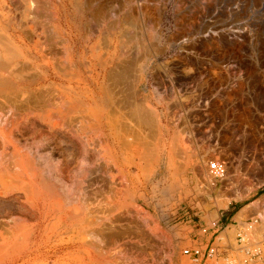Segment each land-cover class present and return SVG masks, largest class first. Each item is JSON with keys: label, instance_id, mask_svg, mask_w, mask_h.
<instances>
[{"label": "bare ground", "instance_id": "obj_1", "mask_svg": "<svg viewBox=\"0 0 264 264\" xmlns=\"http://www.w3.org/2000/svg\"><path fill=\"white\" fill-rule=\"evenodd\" d=\"M144 1L147 2L145 7L141 0H0V97L7 98L14 94L15 99L18 97L20 98L17 101L8 99L14 104L11 105L10 101H8L10 106L6 105L5 109L3 108L5 113L3 112V115L0 116V124H2V126H0V145L3 146V154H0V184L3 185V194L1 193V195L3 197H15L12 200L14 201L16 199L21 206H19L21 216L18 215L19 220H17V223L15 222V228H8V230L4 229L7 232V236L4 234L5 238H3L2 254L3 261H5L6 264H18L19 262H21L20 264H109L110 261H108V263L106 262L107 260H102L111 256V252L108 251L109 255H107L108 253L105 251L107 257H102L103 259L101 260L99 254L100 256L104 255L105 252L103 251L106 249L108 250L110 245H113L115 248L119 243L120 246L123 245L122 247L130 245L132 250L135 247V251L136 248L141 246V249H138L139 251L144 249L150 252V247H148V249L147 245H153L152 247L155 248V242L159 239H162L161 241H166L162 242V244L160 240L158 241L161 244V246L159 244L160 260H163V258L161 259L162 255H160L163 254L161 249L163 245L166 246V249H164L165 247L163 248L166 256L164 258L165 261L167 259L168 261L166 262H169L168 264H178L179 257H181L182 244L184 243L178 237V233L172 235L162 231L159 226L148 218V216L146 217L143 215V209L138 207L135 203H129L127 201V192L129 191L127 184L129 183L131 172L129 169L130 166L124 162L128 158V155L125 153L120 154V149L125 152L134 150L132 146L135 148V144L137 143L139 148L142 146L146 150L145 152L143 151L141 155L142 158L147 161V165H143L146 167L145 170L148 174H153L162 160L164 168L167 169V174L171 177L185 172L192 166L191 161L193 160L191 156L192 158L194 157V159L196 158L192 153L190 155L188 151L191 150L188 149L187 151L185 146L184 148L186 150H182L181 147L183 146L179 147L181 144H184H180L178 136L180 131L177 132V129L180 127V125H177V114L175 112L173 114L168 113L169 115L171 114V118H168V123H165V119L167 118L164 119L165 112L159 107H155L148 103L145 90L140 89V86L147 78V62L151 58L156 57L159 50L161 51V49L157 47V44L160 43L157 33L153 31L156 29L155 27L157 25L155 26L151 20H148L155 26L153 29L151 24L148 23L149 25L145 27L146 23H143V20L149 18V9L152 8V6L148 4L150 0ZM185 1L186 0L183 2ZM201 1H198V3ZM204 2L206 3L208 0H204ZM213 2L215 1L213 0ZM155 3L153 4L155 5ZM178 3L179 2H177L176 7L179 6ZM194 3L197 4V8H199V4L196 2ZM203 6L204 5H201V8ZM215 6L214 9L216 8ZM205 7H207V10L210 8L208 6ZM192 8L195 9L194 6ZM178 11L180 10L178 9ZM208 11L211 13L210 10ZM190 12L192 13V11ZM145 17L147 18L145 19ZM212 18L210 19L212 20ZM191 19L187 21H191ZM216 22L214 23L213 21L212 23L216 24ZM192 23L187 24V27L185 26L186 35L181 33L184 35L182 38H185V43H182L184 52L178 53L179 60H177V62L180 64V71L183 72L181 73L183 75L182 77L196 82L199 79V75L200 79L201 76H208V73L213 67H215V65L217 66V64H212L213 60L221 59L223 55L221 57L219 56L220 58H216L213 55L214 53L209 54V52L205 54V51H203L204 54L202 55L195 51V31ZM196 23H194V25ZM196 25V27H198V24ZM204 25L206 28L202 29L203 31L205 30L206 33H203H209L210 35V29L212 28L209 24L206 25L205 23ZM225 26L227 27V25ZM215 27H219V25ZM215 27L213 28L215 29ZM178 28L177 31L180 29ZM182 31L179 30V32ZM215 31L218 30L215 29ZM215 31L213 32L212 30V34H214ZM225 31L228 32V29ZM176 34L177 33L174 34L175 37ZM181 34L179 33L177 35L179 36ZM215 34H217V37L219 36L218 33ZM225 35L226 33H224V36ZM211 36L213 35H210V37ZM214 36V38H217L216 35ZM178 38H180V36ZM200 38L198 40L199 42ZM201 39L203 40V38ZM226 39L223 37L221 40H223L224 43ZM215 40L212 42L214 43ZM205 43L206 41L204 44ZM217 43L219 45L218 41ZM225 45L227 47L228 44ZM206 46L205 48H208V44ZM212 46L214 47V45ZM196 47L198 46L196 45ZM164 48L165 47H163V49ZM226 49L228 48H225V50ZM206 50L209 51L210 49ZM161 52H163V50ZM199 52L202 51L199 50ZM228 53L230 52H227V54ZM233 55L231 54L232 58ZM239 60H241V58H239ZM241 62L242 61L237 63L239 64ZM165 63L169 62L167 61ZM230 64L234 66V64ZM231 65L229 66L231 67ZM238 66L242 68L241 65ZM156 67H159V65ZM218 68L220 69L221 67ZM164 69L161 68L160 70L163 71ZM215 69L217 71L216 67ZM166 71L168 73L170 72L169 69ZM222 71L225 70L222 69ZM231 71L229 72L230 74H232ZM173 72H170L171 74H168V77L165 76V78L167 77L172 82L173 79H175L173 77L175 75H172ZM237 73L239 72L236 71V74ZM209 74L211 76L212 73ZM221 75L225 76V74ZM158 76L159 74L155 73V79ZM228 77L231 78V76ZM165 78H163V80L159 76V80H163V83L167 81ZM214 78L216 79V77ZM232 79H230L231 82ZM241 79L244 80L245 77ZM255 80H257V78ZM218 81L221 82L220 79ZM175 82L178 81L175 80ZM220 82L217 83L219 84ZM225 82L224 80V83ZM155 83L156 82H154V86L163 85ZM168 83L171 87L172 83ZM203 83L207 84L208 82L206 83V80H204ZM178 84L181 83L179 82ZM205 84H203L204 87ZM257 84H255V87ZM174 86H176V84ZM235 86L237 85L235 84ZM242 86L245 87V84ZM242 86H240V88ZM210 87L211 86L208 87V91ZM227 87L228 86H226V88ZM164 88L166 89L165 85ZM172 88L173 87L170 89ZM234 89L236 90V88ZM257 89L254 88L253 91ZM196 90L195 92L198 93L199 89ZM226 90L230 91L231 87L230 89L228 87ZM220 91H223V89H220ZM232 91L234 92L233 88ZM241 91L242 88L240 93H242ZM249 91L251 95L252 91ZM228 93L230 94V92ZM221 94L224 93L222 92ZM232 94L227 95L226 93L222 98L224 96H227V98L230 96L233 97ZM258 94L260 93L258 92ZM202 95L204 96V93ZM240 95L241 94H239V97ZM254 96L252 99H255ZM164 97L166 96L164 95ZM242 97L243 96H241V99ZM209 98L211 97L209 96ZM167 99H170V97H167ZM220 100L222 101V99ZM237 100H239L238 96ZM243 100L245 101L247 99L243 97ZM173 102L175 101L173 100ZM203 102L207 103V98L206 101L203 100ZM223 102H225V100H223L222 103ZM16 103H19V110L16 108ZM178 103L180 102L178 101ZM175 104L176 103H174V106ZM209 104H206V106ZM224 104L225 103L222 105L223 107L225 106ZM181 105L178 106L180 107L179 109L177 106V108H175L180 110L183 106ZM256 105L258 106V104ZM187 106L189 105L187 104ZM225 107L224 112L227 108ZM175 108L173 109L174 111L176 110ZM183 108H185V106ZM244 108L245 106H243V109ZM235 109L238 108L236 107ZM123 110L126 111L123 112ZM262 110L261 108V111ZM212 112L213 111H211V113ZM9 113H12V115L10 116ZM228 113L229 112H227V114ZM220 114L221 112L219 115ZM257 118L258 117H256V119ZM227 121L228 120L225 122ZM259 122L260 120L258 123ZM225 126L227 127V125ZM187 127V132L189 133L186 136L188 138H185L193 142L190 137L193 129L191 126ZM170 132L176 133L174 136V133L172 134L170 143H168V141L165 140V136L170 134ZM185 138L182 137L181 139L184 140ZM132 139L134 141H132ZM133 143L135 144L133 145ZM253 143L255 145V142ZM179 148H181V150ZM178 152H180L179 155L181 154V156H179V158L177 157V159H180V166L177 167L174 160L175 157L178 156V154L175 155ZM194 169H197L198 176H201L204 181L202 182L203 186L201 185L202 188H200L202 192L207 189L208 191L213 189L216 185L217 178H221L218 172L210 170L209 166L206 164V160H203V158L197 161L194 165ZM238 178L239 177L236 178L237 183L240 182ZM115 180L119 181V185L124 188L114 187L113 183ZM236 181L233 182L234 184L231 183L228 185L230 190L229 188L227 190L221 188L220 194L215 200L217 207H227L232 201L242 199L255 187V185H251L249 182H242L241 184L239 183L240 187L238 186L234 190L235 187L233 186L237 185L235 184ZM263 181L264 179L261 182L264 183ZM104 183L108 186L107 190L102 188ZM185 183L188 184L189 181L186 180ZM175 185L178 189L181 187L179 181H176ZM258 185L260 186L261 183L257 184L256 187ZM170 189L169 187L168 190ZM232 189L234 191H232ZM191 190L190 188L188 189L187 196L192 194ZM102 192L114 194L111 200L106 203L108 212L99 211L97 204L89 202L88 199L89 196ZM123 193L127 195L126 198L122 197ZM4 204H2L3 208H5ZM12 205L13 204H11V206ZM16 205L18 208V204ZM253 206H255L256 213L259 219L263 221L264 226V212H260V210L264 208V203H256ZM249 208L250 206H247L241 210L237 217L238 222L243 223L250 216L249 212H251V208ZM206 209L208 210L207 207ZM4 213H6V211ZM6 214L9 216V213ZM15 215H17V213ZM202 218L209 225L213 224L212 221L210 224L211 214L208 213ZM9 220L10 218L6 219L7 223L11 221ZM0 223L2 224V221ZM3 223V225H5V221H3ZM10 224L14 225L12 222H10ZM247 224L245 223L244 225L247 226ZM248 226L253 229L252 232L246 229V231L249 230L250 233H253L251 235L253 245L257 244V247H259L258 244L260 243L261 246V242L264 240V231L259 229L257 222L249 224ZM7 227L9 226L7 225ZM237 229L234 226L226 228L219 235L217 242L219 244L227 243V245L232 243L235 244ZM134 238H136V241H134ZM143 243L146 244L145 248L147 249L142 248ZM104 246H107V248H104ZM103 248L104 250H102ZM153 248L151 256L154 254V256H156L158 252L153 254ZM262 248L263 244L261 249ZM121 249L123 248L119 247V250H115L114 248L111 249L110 251L115 250L114 253L112 252V255H115L110 258L118 257L116 258L117 260L122 259L119 254ZM126 249H129V247ZM126 249H123L125 253H123L124 251L122 250V253L120 252L123 256L127 254ZM157 249L154 250L156 251ZM135 251L134 253L136 254L137 252ZM150 254L148 256H150ZM140 256L142 257L141 254L139 256L132 255V259L139 258ZM148 256L146 258H148ZM127 257L129 258L122 259L125 262L121 260L119 262V260L117 261L112 258V264H114V260H116L115 264H117V262L121 264L124 262L127 264V259L128 262H131V255ZM143 257L146 259L144 255ZM142 258L141 263L144 262ZM151 260L149 259L148 262ZM153 260H155V257ZM182 260L183 264H190L186 259L182 258ZM146 261L144 262L145 264H147ZM133 262H137L135 264H140L139 261L134 260ZM152 262L150 264H153ZM160 262L161 261H157L156 263L159 264Z\"/></svg>", "mask_w": 264, "mask_h": 264}, {"label": "rangeland", "instance_id": "obj_2", "mask_svg": "<svg viewBox=\"0 0 264 264\" xmlns=\"http://www.w3.org/2000/svg\"><path fill=\"white\" fill-rule=\"evenodd\" d=\"M141 1H142V4L144 3L143 5L145 7L147 2H145L144 0H141ZM154 1L155 2L157 1V2L155 3ZM181 1H182V3H181ZM183 1L184 0H179V1L178 0H176V1L175 0H152V1L150 0L148 3L152 6V8L149 9V13H148L150 15L149 16L150 19L149 18L146 19L147 17H145L147 22H146V20H143L144 21L143 23H146V25L144 24L145 27H147V25H149V24H151L152 26H153V24H155V26L157 25L156 27L153 26V29H154V27L156 28L153 31L155 33H157L158 41L160 42L157 44V47L159 49H161V51L163 50V52H161L158 49L159 52H158L157 56L151 58L147 62V72H146L147 78H146V81H144V83L140 86V89L145 90L148 103L152 104L155 107H159L161 110H163L165 112L164 113L165 114L164 119L167 117L165 119V121H166L165 123H168V121H167L168 118H171V114L169 115L168 113L173 114L175 112L177 114V117H178L177 125L178 126L180 125L179 129H177V132L180 131L178 133V136L180 139V144L181 143L184 144V145L181 144L179 147L183 146V147H181L182 150H186L185 148H187V151H188V149L191 150L188 152H190V155L192 153V155L195 156L196 158L194 159V157L192 158V156H191V159L193 160V161H191L192 166L190 168H188L185 172H181L179 175L171 177L169 174H167V169L164 168L162 160H161L162 163L160 161V163L158 165L159 168L157 167L156 170L153 172V174H148V172L145 170L146 167H144V165L145 166L147 165L146 164L147 161L144 160L142 158V155H141L142 152L143 151L145 152L146 150L142 146H140V148H139V145L137 143L136 144L133 143V145L134 144L136 145L135 148H134V146H132V148L134 150H128V151H126L127 153L125 151H122V149H120V154L125 153L126 155H128V158L124 162L130 166L129 169L131 172L130 176H129L130 177L129 183L127 184V188L129 189V191L127 192L128 197L126 198L127 195H125L124 193H123L122 197L123 198L125 197L129 203H135L138 207L143 209L142 210L143 215L146 217L148 216V218L150 220H152L157 226H159L162 231H164L168 234H172V235L178 233V237L180 238V240H182L184 242L182 244L181 257H179L180 259L178 261V264H183L182 258L186 259L188 262H190V264H219V263L229 264L232 261L233 262L231 264H233V263L234 264H246L245 263L246 255H245V251H244L245 247L255 249V248H259V247L261 248L262 244H263V248H262L263 250L262 251H263V256H264V240H263V242H261L262 243L261 246H260V243L258 244L259 247H257V244L253 245V242L251 239V235L253 233H250V232H252L253 229H252V227L248 226L249 224H254V222L255 223L257 222L259 229L264 231L263 221L261 219H259L257 213L253 217H250V218H252V220L250 222L248 220L244 221L246 224L248 223L247 224L248 228L246 225H240L239 227H236V229L238 228L237 229L238 231H237V235L235 236V244L234 243L228 244V245H227V243L226 244L224 243L225 245L223 243L219 244L217 242V240L219 238V234H221L223 229L226 227V221L229 222L233 213L235 211H237L239 209V207L242 206L243 204L249 202L253 198L260 195L261 193H264V183L261 182L264 179V100H263L264 99V0H214L215 2H213V0L212 1L208 0V2H206L207 4L204 2V0L203 1H201V0L191 1L190 0L191 2L186 0L185 2L188 4H186ZM198 1H201V2L198 3ZM177 2H179L178 3L179 6L176 7ZM194 2L199 4L198 5L199 8H197V4H195ZM202 2H204L205 4ZM209 2L214 3L216 6L212 3H209ZM153 3H155V5ZM158 3H160V4H158ZM192 5L195 7V9L192 8L193 7ZM201 5H204V6L201 8ZM211 5H213V6H211ZM205 6H208L211 8V9L208 8V10H210L211 13L207 10V7H205ZM214 6L216 7L215 9H214ZM190 7H191V9H190ZM212 8H213V10H212ZM178 9L180 11H178ZM189 10L192 11V13ZM184 11H186V12H184ZM182 13H184V14H182ZM194 13H195V15H194ZM196 14L198 15V17ZM199 14H200V16H199ZM146 16H148V15H146ZM212 17L214 18V20ZM210 18H212V20ZM188 19H191V21L190 20H189L190 22L187 21ZM148 20L149 21L151 20V22L153 24L150 23ZM218 20L219 21L221 20V21L219 22ZM213 21H214V23L216 21L218 23L216 22V24H214V23H212ZM189 23L193 24V29L195 31L194 32V42L198 46V47H196V45L194 44L195 45L194 46L195 51L198 52L199 54H202V55L204 53L207 54L209 52H210L209 54L214 53L213 55L216 58L217 57L220 58L223 55L221 57L222 60L221 59H216V60L214 59L212 64H214V65L217 64L218 67H221L223 70L226 71L227 75H226L225 71H222L221 68L219 69L215 65V67L217 68V71H216L215 67H213L214 70L212 69L213 71L211 70L209 72V73H212L211 76L208 73V76H203V77L201 76V79H200V75H199V79L196 82L182 77L183 75L181 73H183V72L180 71V69H181L180 64L177 62V60H179V54L181 52H184V50L182 49V45L185 43V40H184L185 38L184 37L182 38V36H184V35L181 33H184L186 35L185 26L187 27V24H189ZM194 23L198 24V27H196L197 25L196 24L194 25ZM205 23H206V25L209 24L210 27L212 28V29H210L211 30L210 35H213V36L216 35V37H217V34H215V33H218V35L221 36L222 38L219 36H218L219 38L218 37L214 38L215 36L210 37L209 33L204 34V33H206L205 30L203 31V29L206 28L204 25ZM217 25H219V27H222V28L215 27ZM225 25H227V27ZM213 27H215V29L218 31H215V29ZM177 28L180 31L183 30L184 32L183 31L179 32V30L177 31ZM226 29H228V32L225 31ZM212 30H213V32L215 31L214 34H212L213 33ZM178 32L181 34V35H179L180 38H178L179 37L177 35V34H179ZM219 32L221 33V35ZM175 33H177L176 37L174 35ZM224 33H226L225 36H224ZM204 35H206V36H204ZM199 36L200 37L203 36V37H201V38H203V40ZM207 36H209V37H207ZM171 37H172V40H171ZM204 37L205 38L207 37L208 39L207 38L205 39ZM223 37H224V39L228 38V39L224 40V43H223V40H221V39H223ZM199 38H200V42L198 41ZM201 40L204 42L206 41L205 44L206 45L208 44V48H205L207 46ZM213 40H215L214 43L212 42ZM217 41L219 42V45H218ZM220 43H221V45H220ZM198 44L200 45V47ZM203 44L205 45V47ZM225 44H228L229 47H228V45L226 47ZM186 45H187V43H186ZM209 45L212 47V49ZM212 45H214V47ZM163 47H165V48L163 49ZM224 47L228 48V49H226L228 51H226ZM206 49H208V50L210 49V50L207 51ZM199 50L202 52H199ZM203 51H205V52L203 53ZM222 51H223V53H222ZM237 51H239V52H237ZM227 52H230L232 55L234 54L233 55L234 60H236L237 62H240V61H242V62L238 64L236 61L233 60L231 54L230 53L227 54ZM215 53H216V55L217 54L218 55L216 56ZM225 53H226V55H225ZM238 56H240V57H238ZM226 57L229 59H227ZM239 58H241V60H239ZM164 61L165 62L168 61L169 63H165ZM234 62H236V63H234ZM176 63H178V64H176ZM230 63L234 64V66L231 65ZM236 64H237V66H236ZM158 65H159V67H156ZM174 65H176V66H174ZM229 65H231V67ZM238 65H241L242 68ZM254 65H255V67H254ZM232 66L237 67V68H233ZM160 67L162 69H164V68L165 69L163 71H161ZM166 68L169 69L170 72L174 71L172 73V75H175V76H173L175 78V79H173V82L167 78L168 74H171V73L170 72L168 73L166 71L167 70ZM228 68H231V69L233 68V69L231 71V69H228ZM227 69H228V71H227ZM241 69H242V71H241ZM158 71H161L162 73L158 72ZM230 71L232 72V74L229 73ZM236 71L239 73L236 74ZM179 72H180V74H179ZM155 73H158L161 79H163V78H165V76H167L166 77L167 79L165 78V80H167V81L166 82L164 81L165 83H163L164 79L159 80V76L157 77L158 80H157V78L155 79ZM160 73H161V75H160ZM220 73L225 74V76L221 75ZM233 73L236 75H234ZM256 73L258 76L256 75ZM179 75H181V76H179ZM228 76H231V78ZM234 76H235V78H234ZM214 77H216V79ZM218 77L222 83L220 81H218L219 80ZM223 77L226 79H224ZM227 77H228V79H227ZM244 77H245L244 80L241 79ZM256 78H257V80H255ZM153 79H154V81H153ZM202 79L206 80V83L207 82L208 83L207 84L203 83L204 80H202ZM207 79H208V81H207ZM223 79L226 81L225 83H224ZM230 79H232V82L230 81ZM240 79L243 81H241ZM175 80L178 82H175ZM214 80H216V81H214ZM227 80H229V81H227ZM236 80H237V83H236ZM211 81H212V83H211ZM238 81H239V83H238ZM154 82H156L155 84H158V85L163 84V85H160V86L155 85L154 86ZM168 82H170V84L172 83V86H171V87H173L172 89H170L171 87L169 86ZM179 82L182 85L178 84ZM197 82H201V83L205 84V87L203 84L197 83ZM217 82H220L221 84L219 83L220 84L219 85ZM213 83H215V84H213ZM231 83L234 85H232ZM254 83L255 84L258 83L256 87H255ZM175 84H176V86H174ZM193 84H194V87H193ZM200 84H201V86L202 85L203 86L201 87ZM217 84H218V86H217ZM229 84H231V85H229ZM235 84L237 86H235ZM241 84L242 85L245 84V87L242 86ZM164 85H165L166 89L164 88ZM206 85H207V88H206ZM221 85H222V87H221ZM209 86H211V87L217 86V87H215L216 90H215V88L212 89L213 87L212 88L210 87L209 88L210 92H209L208 91ZM226 86H228L229 89L231 87V90L230 91L226 90V89H228V87L226 88ZM240 86H242L241 87L242 93H240V90H241ZM232 88H233L234 92L232 91ZM234 88H236V90H238V89L239 90L236 91ZM243 88H244V90H243ZM254 88L255 89L258 88V89L254 90L255 91L254 92L253 91ZM167 89H168V91H167ZM196 89H199L198 93L195 92V91H197ZM220 89L221 90L223 89V91H220ZM224 90H226V91H224ZM249 90L252 91L251 95H250ZM227 91L230 92V94ZM235 91H236V93H235ZM243 91L244 92L246 91V92L244 93ZM222 92L224 94L227 93V95H231L233 93L232 94L233 97L230 96L227 98V96H224L227 99L224 97H223L224 98L223 99L222 96L224 94H221ZM258 92L260 94H258ZM151 93L153 94V96ZM171 93L173 96L171 95ZM203 93H204V96L202 95ZM239 94H241L240 97H239ZM164 95L166 97H164ZM167 95H169V96H167ZM245 95L247 98L245 97ZM209 96L211 98H209ZM213 96H215V97H213ZM237 96H238L239 100H237ZM241 96H243L244 99H247L245 101L248 104L243 100V97L241 99ZM253 96L255 99H252ZM260 96L262 97V99ZM167 97L168 98L170 97V99H167ZM206 98H207V103L203 102V100L206 101ZM248 98H249V100H248ZM220 99H222V101L225 100V102H223V103H225L224 104L225 106L228 104L226 106L227 108L224 106L226 108L225 109L226 113L224 112V107L222 106L223 103ZM173 100L175 102H173ZM178 101L180 103H178ZM181 101L183 104L181 103ZM228 101H229V103H228ZM167 103H169L170 105ZM174 103H176L175 106H174ZM186 103L189 106H187ZM234 103H235V105H234ZM240 103H242V104H240ZM206 104H209V105L206 106ZM256 104H258V106ZM180 105L182 106L180 109L181 111L178 110L180 108L178 106H180ZM241 105L245 106V108H244L245 111L243 109V106H241ZM167 106L171 109H169ZM176 106L178 107V109H176L177 108ZM184 106H185V108H183ZM218 106H220V107H218ZM221 106L223 107V111H222ZM248 106H250L251 108ZM236 107L238 109H235ZM246 107H248V108H246ZM174 108L177 111L176 110L174 111L173 110ZM232 108H234V109H232ZM261 108L263 109L262 111H261ZM249 109H253V110H249ZM125 111L126 110H123V112H125ZM211 111H213L215 113V115L213 112L211 113ZM177 112H179L180 114ZM220 112L222 115L221 114L219 115ZM227 112H229V113L227 114ZM240 113L242 116L240 115ZM257 113H258V115H257ZM224 115H225V117H224ZM250 117H252V118H250ZM256 117H258V118L256 119ZM245 119H246V121H245ZM258 119L260 120L259 123H258V121H259ZM226 120H228V121L225 122ZM212 122H213L214 126L212 125ZM225 125H227V127ZM187 126H191L193 129L192 134L190 135V137L192 138L191 141H193V142H190L186 139V138H188L186 136L189 133V132H187V128H188ZM225 127H226V129H225ZM175 133L176 132H170V134H167L165 136V140L168 141V143H170V138H172L171 137L172 134L174 136ZM167 136H169V137H167ZM258 136H260V137H258ZM180 137L181 138L186 137L184 139L185 141L183 139H181ZM258 139H259V142H258ZM132 141H134V140L132 139ZM253 142H255V145ZM184 146H185V148H184ZM137 147H138V149H137ZM181 148H179V149L181 150ZM167 151H169V150H167ZM1 153H2V151L0 152V154ZM179 153L180 152L175 154V155L178 154V156H176L175 160H174V163H175V165H177V167L180 166V162H179L180 159H177V157L179 158V156H181V154L179 155ZM201 158H203V160H206V164L209 166L211 171L218 172V174L221 175V178H217V180H216L217 182H216V185L214 186V188L209 190V191L207 189L204 192H202L200 190V188H202V186H203L202 182H204V181L202 180L201 176L200 177L198 176L197 169L196 170L194 169V165ZM176 160H178V161H176ZM213 162L217 163V165H216L217 168H215V169H213L211 166V164ZM133 175L135 177V180H134ZM237 177H239L238 180L240 181L238 183L236 181ZM186 180L189 181L188 184L185 183ZM176 181H179V183L181 184V187L179 189L175 185ZM234 181H236L235 184H237L236 186H233V187H235L234 190L238 186L240 187L239 183L241 184L242 182H249V183H251V185H255V187L249 193H247L246 196H244L242 199L234 201L233 205L230 207V209L228 211L229 212L228 217H221L220 213L224 209H227L229 207V205L227 207H217L215 204V200L218 198L220 191H221V188H223V190H225V189L227 190L229 188L228 185L233 183ZM260 183H261V185L260 186L258 185L256 187V185L260 184ZM113 186L116 188H119V187L122 189L124 188V187H121L119 185V181H117V180H115V182L113 183ZM107 187L108 186L105 183H104V185H102V188L105 190H107ZM169 187L171 188L170 190H168ZM233 187H231V188H233ZM2 188H3V185L0 184V200L2 202L6 203V204H4L0 201V203L4 204V207H5V208H3L2 204H0V206H1L0 217L3 216L0 218L1 219L0 222L2 221V224L0 223V228H1L0 229V251H1L0 252V264H6L5 261H3V254H2L3 253V248H2L3 247V238H5V235L7 236V232L4 229L8 230V228H15V222L16 223L18 222L17 221V220H19L18 215L21 216V214H20L21 211L19 210L20 209L19 208V206H20L19 202L16 199L15 200L17 202L15 200L14 201L12 200L15 197L8 196L9 197L8 198V197H3L1 195V193L3 194ZM189 188L192 189L191 190L192 194L190 193L191 195L187 196V192H188ZM229 190H230V188H229ZM234 190L232 189V191H234ZM113 196H114V194L102 192V193H98L96 195L89 196L88 199H89V202H92L93 204L94 203L97 204L99 211L108 212L107 208H106V206H107L106 203L108 201H110ZM132 196L134 199L132 198ZM2 198H3V200H2ZM4 198H5V201H4ZM10 198H11V200H10ZM6 200H7V202H6ZM7 203H8V205H7ZM11 204H13V205L11 206ZM14 204H15V206H14ZM16 204H18V208L16 207L17 206ZM8 206H10V207H8ZM206 207L208 208V210L206 209ZM263 209L264 208H262L260 210V212H264ZM5 211H6V213H9V216H8V214L4 213ZM16 213H17V215H15ZM208 213L211 214L210 224L213 222L212 225H209L208 223H206V221H204V219L202 218L203 216H205ZM10 214L12 217L10 216ZM145 214H147V215H145ZM13 216H15V217H13ZM9 218L11 220V221L10 220L9 221L12 222L14 225L10 224V222L7 223L6 219H9ZM220 218H222V219L220 220ZM3 221H5V225L7 224L9 227H7V225L6 226L3 225L4 224ZM16 228H18V227H16ZM246 229H249L250 232H249V230L246 231ZM248 232H249V234H248ZM240 236L243 238L242 241H239ZM134 239L133 240L136 241V238H134ZM159 240H160L161 244H162V242H166L165 240L161 241L162 239H159ZM158 241L155 242V244H156V246H154L155 248L152 247L153 245H147V248L150 247V249H151L150 250L148 248L150 252H147L148 250L146 251L144 249L139 251L141 249L140 248L141 246L139 248H136V251H135V249H134L135 247H134L133 250L135 252H137L138 254L134 253V251L132 250V247H130V245H126L125 247H122L123 245L120 246L119 245L120 243L117 245L115 244V245H116V248L119 245L117 248L118 250H119V247H121L123 249L124 248L126 249L129 247V249H126L127 254L124 256H123V254H121L122 251H124V250L123 249H121L122 251L120 250L121 253L119 252V254L121 255L122 259L129 258V257H127L128 255H131V259H132V255L133 256H136V255L139 256L140 254L142 255V257L144 255L146 258L151 253L152 248H153V254L155 252H158V253H156V256H154L155 254L153 256H151L152 253L146 259H144V257L142 258L140 256L143 259V261L145 262L147 259L151 260V258H152L151 261L148 262V260H147L146 263L150 264L153 261L152 262L153 264H158L156 262L161 261L159 264H162V263L168 264L169 262L168 263L166 262L168 260L166 259V261H165V259H164L166 257L165 256V250H164V249H166V246L162 245V247H161L163 254H160V255H162L161 259L163 258V260H160V258H159L160 257L159 256V253H160L159 244L160 243ZM157 243H158V245H157ZM143 244H142V248H145L146 244L145 243H143ZM161 244H160V246H161ZM105 247L107 248V246H104V248ZM104 248L102 250H104ZM113 248L115 250H117L113 245H110V248H108V250L107 249L104 250L103 252L107 251V253H108V251H109V252H111V256H114L115 254L112 255V252L114 253L115 250L110 251ZM147 248H145V249H147ZM157 248L159 249V251ZM189 248L199 249L200 254H198V255H186V254H184V250L189 249ZM211 248L213 249V252L210 254V256H208L209 249H211ZM154 249H157V250L155 251ZM102 250H101V252H102ZM127 250H129L130 252ZM116 252H118V251H116ZM139 252H141V253H139ZM107 253L105 252V254L101 255V256L99 254L100 260L103 259L104 257H107V255H109V253L108 254ZM123 253H125V251ZM117 254H116V256H117ZM146 254H147V256H146ZM111 256L107 257L108 259L104 258L102 261L107 260L106 262L110 261V263L109 262L108 263L112 264L113 259H116L118 257L115 256L116 258L112 257L113 258L112 259V258H110ZM154 257H155V260H157V261L153 260ZM139 258L138 257L136 259L133 258L132 260L133 261L134 260L139 261L140 264H145L144 262L141 263L142 260H141V258L139 260ZM109 259H111V260H109ZM122 259H120V260L124 261ZM226 259H228V260H226ZM116 260H114V264L116 263ZM120 260H119V262H120ZM132 260H131V262L130 261L128 262V259H127L126 260L127 264L137 263V262H133ZM119 262H117V264H121ZM124 262L122 264H125ZM20 263L21 262H19L18 264H20Z\"/></svg>", "mask_w": 264, "mask_h": 264}, {"label": "crops", "instance_id": "obj_3", "mask_svg": "<svg viewBox=\"0 0 264 264\" xmlns=\"http://www.w3.org/2000/svg\"><path fill=\"white\" fill-rule=\"evenodd\" d=\"M1 72V71H0ZM2 98L3 97H0V116L1 115H3V112L5 113V111L3 110V108L5 109V106L7 105V106H10V104L11 105H13L14 103L13 102H11V100L12 99H14V100H18V99H20L19 97L17 98V99H15V95L14 94H12L11 96H9V97H7V98H3V100H2ZM8 99H11V100H8ZM5 101V102H4ZM8 101H10V104H9V102ZM13 101V100H12ZM5 104V105H4ZM9 104V105H8ZM16 108L19 110L20 109V107H19V103H16ZM10 114V116L12 115V113H9ZM8 114V115H9ZM0 126H2V124H0ZM2 151V153H3V146H1L0 145V152ZM1 153V154H2ZM234 201H236V200H234ZM234 201H232L230 204H229V207L227 208V209H224L221 213H220V215H221V217H228V211H229V209H230V207L233 205V203H234ZM256 203H264V193H261L260 195H258L257 197H255V198H253L252 200H250L249 202H247V203H245V204H243L242 206H240L239 207V209L237 210V211H235L234 213H233V215L231 216V218H230V220H229V222L228 221H226V227L223 229V230H225L226 228H228V227H231V226H234V227H239L240 225H244V223L245 222H243V223H240V222H238L237 221V217H238V215H239V213L241 212V210L244 208V207H249L250 206V211L251 212H249V213H247V214H249L250 216L246 219V220H248L249 222L252 220V218H250V217H253L254 215H256V210H255V206H253V205H255ZM251 206H253V207H251ZM253 208V209H252ZM249 209H248V211H249ZM264 210V209H263ZM222 218H220V220H221ZM220 235V234H219Z\"/></svg>", "mask_w": 264, "mask_h": 264}, {"label": "built area", "instance_id": "obj_4", "mask_svg": "<svg viewBox=\"0 0 264 264\" xmlns=\"http://www.w3.org/2000/svg\"><path fill=\"white\" fill-rule=\"evenodd\" d=\"M217 163L213 162L211 164L212 168L215 169L217 168ZM242 237H239V241H242ZM263 249L261 248H249V247H245L244 251H245V255H246V259H245V263L246 264H264V256H263ZM213 252V249H209V254L208 256H210V254ZM184 254L186 255H198L200 254V250L196 249V248H189V249H185L184 250Z\"/></svg>", "mask_w": 264, "mask_h": 264}]
</instances>
